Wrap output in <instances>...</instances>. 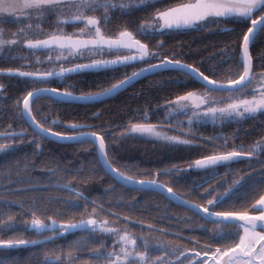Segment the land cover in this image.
Masks as SVG:
<instances>
[{
  "label": "snow or ice",
  "instance_id": "1",
  "mask_svg": "<svg viewBox=\"0 0 264 264\" xmlns=\"http://www.w3.org/2000/svg\"><path fill=\"white\" fill-rule=\"evenodd\" d=\"M137 11L145 14L128 18ZM8 22L18 27L15 31L0 27V52L20 49L31 55H48L34 61L28 55H6L5 59L22 63L15 68H0V76L20 78L27 85L11 105L25 127L14 130L9 124L0 131V155L24 144L32 146L31 153L5 162L9 173L12 168L17 170L16 179L9 181L16 185L9 191L17 195L9 199L0 194V264H21L19 255H9L11 250L46 248L49 244L53 247L42 252L40 264H76L86 247L85 240L94 245L86 247L91 259L85 264H264V50L255 58L250 51L257 39H264V0H0V24ZM184 32L230 33L231 43L219 50L217 63L206 65L205 58L185 62L187 53L182 43L173 50L165 48L164 40H158L154 48L143 42L145 37ZM41 64L52 67L24 70ZM221 65H227L226 74L216 78ZM255 67L262 70L255 72ZM163 73L174 75L157 83L180 87L197 84L203 90L185 91L156 106L187 116L190 127L179 135L169 134L177 130L174 124L165 127L148 122L147 109L137 110L127 124L117 126L121 127L117 133L103 122L63 120L58 116L50 119L51 107L41 113L36 105L42 97L52 106L103 103L137 80ZM53 80L63 87H49ZM6 89L0 83V98H7ZM98 116L99 110L87 119ZM248 120L260 125L258 138L248 143L237 144L235 131L205 137L195 136L191 128L209 122L222 128ZM188 136L193 138H185ZM128 138L199 148L208 154L199 155L186 167L171 164L142 169L139 163L120 155V144ZM46 143L88 144L91 151L84 149L91 157L88 173H102L101 179L107 177L109 181L100 195L93 197L83 190L91 179L84 175L83 163L79 167L65 166L50 151L41 160L46 155ZM37 160L44 167H38ZM240 161H247V171L231 167ZM191 170L205 175L199 182L193 181L187 192L174 190L173 185L180 186L183 174ZM21 171L28 175H21ZM32 173L39 175L33 178ZM45 179L48 182H43ZM117 187L137 196L155 193L191 215L181 216L175 223L177 218L167 213L151 216L158 223L169 221L167 229L145 224L131 215L122 217L125 227H109L113 221L102 218L101 213L117 218L120 213L105 208V204L115 203L130 214L150 211V206L136 196L113 201L108 194ZM50 188L69 195H44ZM186 195L202 202L185 199ZM49 211L54 215H48ZM130 224L140 232L129 231ZM75 232L87 235L67 245L55 244ZM153 232L163 236L155 237ZM25 233H34L37 238H28ZM108 238L111 246L106 244Z\"/></svg>",
  "mask_w": 264,
  "mask_h": 264
},
{
  "label": "trees",
  "instance_id": "2",
  "mask_svg": "<svg viewBox=\"0 0 264 264\" xmlns=\"http://www.w3.org/2000/svg\"><path fill=\"white\" fill-rule=\"evenodd\" d=\"M172 2H176V0H172ZM160 6L161 5H157V7ZM144 14L145 13L143 11H137L128 18H139ZM12 26L14 29L13 24ZM230 36H232V34L219 32H184L165 37H145L143 38V42L148 43L150 47L154 48L158 40H164L165 48H172L173 50L176 49L177 43H182L183 51L187 53V55L183 57L185 62H199L201 58H205V64L210 65L215 64L220 60L219 50L230 45ZM18 50L19 51H17V53L0 54V68H15L19 67L22 63V61L19 60L5 59L4 57L6 55H28L30 61H34L31 54L27 53L26 51L22 52L20 49ZM261 50H264V39H257L256 43L251 47L250 51L255 58ZM44 54L45 52L35 53L36 57L41 58H44ZM255 63H258V61H255ZM36 67L50 68V65H34L32 68L24 70H35ZM226 68L227 65H221L216 78L225 75ZM131 70V68L128 69V71ZM261 70L262 69L260 67L254 68L255 72H259ZM170 75H174V73H163L146 76L142 79L137 80L130 87H127L122 92L116 94L113 98L104 100L103 103H95L94 105L89 106H52L51 102L47 98L42 97L40 100L36 101V105L39 106L41 113L48 112L49 108L51 107L52 112L51 116L49 117L50 119L58 116L63 120L79 119L81 122H88L93 124H100L103 122L105 127H108L110 130L117 133L121 131V127L117 126H123L127 124L137 110L147 109L150 115V119L148 122L153 124H161L165 127H169L174 124L177 130L172 133L179 135L181 131L187 130L190 127L187 121V116L182 113L171 115L163 108L157 109L156 106L163 105L166 101L172 100L176 95H181L185 91H193L200 88L197 84H191L187 87H180L177 85H169L167 83H157L166 80ZM72 79L76 78L73 77ZM89 79H96V77H91ZM0 83H4L7 86L6 92L4 93V96H6L7 98H0V131H3L4 128L9 124L12 125V128L14 130H19L20 128L25 127V125L16 118L11 105L15 97L22 94L20 91L21 89L27 90V85H25L20 78L7 76H0ZM48 86L63 87L62 85H58L55 80L51 81ZM57 107H60L61 109L59 112L56 111ZM97 110H99V116L97 119H87V116L90 113L97 112ZM261 119H264V117H261ZM259 127V123L252 120L245 121L240 125L234 123L226 124L222 128L214 127L210 122L206 124L191 126L195 136L206 137L214 135L217 132L232 134L235 131L236 135L239 137L235 141L237 144L241 143L242 141L248 143L257 139ZM185 138L192 139L193 137L188 136ZM31 147L32 146L30 144H24L22 146H19L14 152L8 153L7 155H0V164H5L6 161H12L17 157L22 158L25 153H31ZM84 149H88L89 151H91L88 144L46 143V155L44 157H41V160L46 159L47 152L50 151L54 153L65 166L79 167L83 163L85 169L84 175L91 176V179H89L88 183L83 185V190L90 192L92 196L95 197L97 195H100L102 189L109 183V181L107 177H103V179H101V177L103 176L102 173H100V175H92L88 173V162L91 157L89 156L88 151H84ZM119 151L121 157H123L124 160L129 162H137L142 169H155L171 164H179L181 167H186L188 162L195 160L199 155L208 154L207 152L199 148L188 149L183 147H172L152 140H145L141 138H128L120 144ZM36 163L38 167H44V164H42L40 160H37ZM246 164L247 161H240L231 165V167L237 169L242 168L247 171L248 169L246 168ZM48 166L51 167L52 165ZM258 166L259 165H257V167ZM22 168L23 160H21V170ZM16 171L17 170L15 168H12L11 172L9 173L6 164L4 168H0V194L5 195L9 199H12L17 195L16 193L9 191L10 188L16 187L15 184H9L10 180L16 179ZM220 171H223V169H221ZM21 175L27 176L28 174L21 171ZM37 175H39V173H32L33 178H35ZM204 175L205 174L203 172H199L196 170H191L187 173H184L180 181V186L173 185L174 190L187 192L188 187L192 184V182H199L201 177H203ZM166 179H168V177H161V180ZM77 180L81 181L82 183L81 177H77ZM43 182L46 183L48 181L45 179ZM44 195L67 197L69 194L66 192H60L55 188H50L45 191ZM134 196H136L137 199H142L146 206H150L149 213L130 214L128 209L117 207L115 203H111L105 204L104 207L111 208L113 211L119 212L120 218L107 216V214L103 212L101 213V216L108 219H113L119 224H124L125 222L122 217L125 215H131L133 219L143 220L145 224H154L156 227L167 229L169 221L165 220L164 222L158 223L156 220L151 219V216L164 215L165 213H167L168 215L177 218L176 221H173V223H175L179 220V217L191 215L182 207H179L175 204H169L167 200L156 195L155 193L146 192L140 194V196H137L135 192L117 187L114 192L108 194V197H111L113 201H117L120 199H130ZM108 197H105V199H107ZM185 198L195 200L198 203L202 202L194 195H186ZM151 206H158V209ZM12 211H16V209H12ZM47 214L54 215V213L51 211H49ZM128 227L132 232H140V229L135 225L130 224L128 225ZM176 230L178 229H172V231ZM25 235L28 238H37L34 233H25ZM86 235V233L81 232L70 233L67 234L65 238L56 240L55 244L67 245L68 242ZM192 235L196 234L193 233ZM165 238L172 239L171 237L166 236ZM84 244L86 245V247L94 246L92 242L87 240L84 241ZM52 247L53 245L49 244L46 246V248H42L41 246H36L33 248H20L18 250H11L9 252V255L13 257L19 255L21 264H40V261L42 259V252L44 250L51 249ZM86 247L82 250L80 258L76 263H85L86 261H89L91 259L86 254ZM65 251H67V248H65Z\"/></svg>",
  "mask_w": 264,
  "mask_h": 264
},
{
  "label": "rangeland",
  "instance_id": "3",
  "mask_svg": "<svg viewBox=\"0 0 264 264\" xmlns=\"http://www.w3.org/2000/svg\"><path fill=\"white\" fill-rule=\"evenodd\" d=\"M12 24L14 25V29H13V26H12ZM0 27H3L5 30H8V29H11L12 31H15L16 30V28L18 27V25L16 24V23H13V22H8V23H4V24H0ZM67 31H72V29L71 28H67ZM17 51H19L18 49H13L12 51H7V50H5L4 52H0V54H11V53H17ZM48 55V53H46L45 52V54H44V57H46ZM32 57H33V59L35 60L36 59V55L34 54V55H31ZM41 60H43L44 58H41V57H39ZM65 66H67V65H65ZM50 67H52V65H50ZM58 67V66H57ZM193 91H203L202 89H197V90H193ZM177 113H179V112H172V113H169V114H177ZM181 114V113H180ZM170 135H178V134H174V133H172V132H170L169 133ZM102 218H106V217H102ZM108 219V218H107ZM108 220H110V221H113V223H111L110 225H109V227H125V223L124 224H119L118 222H116L115 220H113V219H108ZM209 227H211V226H209ZM127 228H128V230L129 231H131V229H129V227H128V225H127ZM132 232V231H131ZM152 235L153 236H155V237H162L163 235L162 234H159V233H157V232H153L152 233ZM164 239H166L165 238V236L163 237ZM111 243H112V240H111V238H108L107 240H106V244L108 245V246H111ZM76 264H85V263H76Z\"/></svg>",
  "mask_w": 264,
  "mask_h": 264
},
{
  "label": "flooded vegetation",
  "instance_id": "4",
  "mask_svg": "<svg viewBox=\"0 0 264 264\" xmlns=\"http://www.w3.org/2000/svg\"><path fill=\"white\" fill-rule=\"evenodd\" d=\"M185 246H188V247H190V245H187V242H185Z\"/></svg>",
  "mask_w": 264,
  "mask_h": 264
},
{
  "label": "water",
  "instance_id": "5",
  "mask_svg": "<svg viewBox=\"0 0 264 264\" xmlns=\"http://www.w3.org/2000/svg\"><path fill=\"white\" fill-rule=\"evenodd\" d=\"M185 198V197H184ZM185 199H187V198H185ZM175 205H177V204H175Z\"/></svg>",
  "mask_w": 264,
  "mask_h": 264
}]
</instances>
